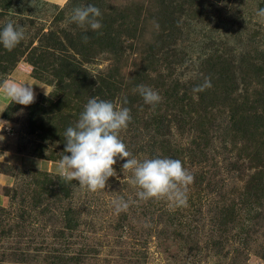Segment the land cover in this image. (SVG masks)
<instances>
[{
	"label": "rangeland",
	"instance_id": "obj_1",
	"mask_svg": "<svg viewBox=\"0 0 264 264\" xmlns=\"http://www.w3.org/2000/svg\"><path fill=\"white\" fill-rule=\"evenodd\" d=\"M75 3L76 6L98 7L102 14L98 18L102 25L100 29H106L105 33L113 40L107 42L103 33L91 35L86 42L76 37V51H79L74 55L76 66L91 76L118 73L116 80L128 86L132 82L128 79L137 77L159 94L160 103L164 97L157 89L156 75L166 76L167 81H176L180 94L177 92L174 96L183 97L182 104L179 101L178 105L187 104L190 93L202 98L200 104L197 102L187 112L200 111L205 104L209 105L206 107L213 110L209 115L213 121L211 129L207 128V141L196 140L197 134H194L189 119L193 116L189 113L184 115L186 118L179 128L169 126L166 136L177 159L194 177L191 184L180 186L187 197L186 204H178L167 195L140 199L137 196L140 189L132 183L133 171L122 170L126 161L119 157L113 166L116 175L107 180L105 189L93 192L87 187H74L78 182L59 174V165L52 163H59L65 148L64 137L60 139V125H67L64 123L67 117L71 118L69 123L78 117L72 107H67V101L78 102L76 90L72 89L70 94L56 90V82L50 75L41 72L40 66L29 65L27 59L33 57L30 53L34 52L29 46L22 55L0 46V83L20 62L29 66L35 75L43 73L42 80L51 83L47 96L45 92L35 94L31 105L22 106L10 101L3 108L0 120L8 121L10 129L0 132L5 137L0 141V148L32 156L36 151L52 165L49 172L44 162L34 163L37 170L0 166V171L10 176L3 190L6 202L0 206V264H48L44 260L48 252L76 258V250L82 245H89L96 252L81 264H230L234 246L227 247L228 255L222 251L214 254L205 247L206 239L212 237L209 233L212 231L211 206L217 201L214 195L217 191H228L222 195L227 200L246 201L239 194L247 175L252 172L240 174L238 169L244 161L237 157L238 141L231 143L230 137H223L225 132L220 129L232 113L226 109V103L231 99L236 100V104H230L231 110H239L233 112L237 120L245 116L250 121L264 123L262 109L256 105V109L249 108V104L264 103V67L258 65L259 70H253L255 82L247 94L238 89L235 94L226 95L232 86L226 83L224 89L217 83L215 58L220 52H228L233 59L242 52L255 58L264 51V17L258 15V11L264 9V0H67L60 6L39 0H0V29L9 21L27 26L25 38L19 44L22 48L29 42L38 47V40L50 43L48 35L44 41V33L54 34L62 40L59 36L66 37L81 29L67 23ZM178 8L183 9L182 15H177ZM187 12L188 15H184ZM88 30L90 33L96 31ZM66 44L63 41L60 48L65 57ZM211 67H214L213 72ZM142 72L148 73L149 77L144 78ZM208 72L214 77L208 78ZM65 84L68 87L74 85L66 80ZM120 86L110 84L108 88L112 91ZM209 91L216 93L215 97L205 98ZM55 95L59 97L58 102ZM107 95L111 94L107 92ZM113 95V99L106 101L116 105L122 96ZM238 95L248 98L246 105H242L241 98L236 99ZM164 103L157 116L161 115L160 121L165 126L168 119L172 123L176 121L172 117H163L165 107L167 111L172 109V100L168 98ZM134 134L124 127L118 138L127 147ZM141 139L136 137L138 141ZM132 157L141 161L148 158L144 152L132 154ZM121 198L128 207L117 211L116 205ZM254 215L251 211L245 217ZM243 220L240 218V222ZM257 221V232L251 236L243 256L236 257L237 264H264L254 255V252L264 251V217ZM64 225L69 230L63 231ZM59 231L63 234L59 235ZM192 246L195 250L188 251ZM14 253L26 255L27 259L18 263Z\"/></svg>",
	"mask_w": 264,
	"mask_h": 264
},
{
	"label": "trees",
	"instance_id": "obj_2",
	"mask_svg": "<svg viewBox=\"0 0 264 264\" xmlns=\"http://www.w3.org/2000/svg\"><path fill=\"white\" fill-rule=\"evenodd\" d=\"M75 6L76 3L73 5V7ZM177 11V15L183 14V9L178 8ZM184 15H188V12L184 13ZM179 17L180 16H177V18ZM83 30L84 29L81 28L80 30H77L78 32H75L72 35H67L66 37H63L62 35L59 36L62 38V40L56 37L54 34L44 33L42 34L44 41L46 40L45 36L48 35V41L50 43H44L43 41L38 40V47L32 46V42H29L27 45L23 46V48L22 45H19V43L12 49L13 52H19L20 55H22L24 54L25 49L29 46L31 51H34L30 53V55L33 57L27 59L29 65L34 68L40 66L41 72L50 75L56 82V90L62 92L66 91L67 94H70L69 92H71L72 89L76 90V99H78V102H76V104H72L71 102L67 101V107H72V110H74L78 117L72 119L70 123L69 121L71 118L67 117V120L64 121V123L67 125H60V139L64 137V132L66 131L67 127L74 126L78 121L79 115L83 111L84 105L87 103L86 100H88L90 97H99L102 100H108V98L113 99V94H116L117 97L122 96V98L119 99L120 101L117 102L116 106L127 107L130 109L131 120L127 124L126 129H130L133 133H135L132 136L133 141L130 140L127 145V150L131 154L134 155L136 153L139 154L144 152L147 153L148 158L167 157L171 159H177L178 155L175 154L176 151L172 148V145L166 135L168 133L170 124H172L174 128H179L178 126L183 125L182 120L186 118L184 115L187 113L193 116L189 119L192 122L194 134H197L195 139L198 141H207V128L209 127L211 129V122H213L209 115L212 114L213 110L208 108V104H205L208 107H201L200 111L191 110L187 112L190 110V108H193L197 102H199V104L201 103L202 98H200L196 93H190V97H188L190 100L187 102V104L178 105L179 101L182 104L183 101H181V99L183 97H178L177 95L174 96L175 93L178 92V89L175 86L176 81H167L166 76H162L158 73L156 75V81H158L157 89L163 92L164 101L166 102L168 98L172 100V109L167 111V107H165L163 117H172L175 118L176 121L172 123L168 119L166 120V125L164 126L160 121L162 119V117H160L161 115L159 114L157 116L160 111V107H163L165 104L164 101L162 103L158 102L155 104H146L137 91L139 85H144L140 80H137V77L134 80L128 79L132 81L128 86L124 82H119L116 80L115 77L118 73L113 72L112 75L108 73H102L97 76H91L88 74V72H86L85 69L76 66V59H74V55L79 53V51H76L78 46V44H76V37L85 41V36H98L99 34L103 33L104 36L107 37V42L109 39L113 41L110 35L105 33V31H107L106 29H98L94 33H90V30ZM63 41L67 43L65 51L66 57L61 55L60 48ZM0 46L3 47L2 44H0ZM3 49L6 50L4 47ZM168 52L170 53L171 51ZM221 53L222 52H220V54L215 58L218 65V72L216 73L219 77L217 83H219L222 88H224L226 83L232 86V88L229 89L230 91H226V95L229 93L230 95L235 94L238 89L242 91L243 94H247L249 88H251L252 84L255 82L252 73L253 70H259L258 65H262L264 67V51L259 52V55L255 58L250 56L248 57L247 53L244 52L238 53L237 57L234 59L228 54V52H226L227 54ZM169 56L171 57L170 54ZM210 70L213 72L214 67H211ZM43 73L42 75L41 73H37L35 75V72L32 70L33 77L38 80L43 79ZM142 74L144 78L149 77L148 73L142 72ZM207 74L209 76H207L208 78L214 77V75L211 76L212 74H210V72ZM65 80L71 82L74 85L69 87L66 86ZM211 82L213 83V80ZM110 84L113 86H121L120 88H115L111 91L108 88ZM210 91L208 96L206 95L205 98L215 97L216 93L211 94ZM103 92H105V96L103 95ZM107 92L111 95L108 96ZM178 93L180 94V91ZM50 97H53V94H50ZM240 98L242 105H246L248 98L245 95L243 97L238 95L236 99ZM56 99L58 102L59 97H56ZM258 101L256 100V103H258ZM227 102L226 109L232 113H230L231 116L228 115L226 117L227 123L222 129H220V132H225L223 137H230L231 143L238 141L237 143L239 146L236 152L237 157L244 161L242 164L244 166L241 165V167L238 169L240 174L243 172L252 173L247 175L249 178H246L241 194H239V196H241L242 199L244 198L246 201H241L240 199L239 201L237 200L238 202H233L231 200L225 199L223 196H225V193H228V191H217L216 194H214L217 197V201L215 203L212 201L213 204L211 206V209L213 210L210 219V227L212 228V231L209 233L212 237L206 239L207 244L205 247L207 248V251H213L214 254H220L222 251L223 254L228 255L229 253L227 247L234 246L235 248H232L230 252V264L233 262H235L234 264H237L236 257L239 255L243 256V250H248L251 236L257 232V220L264 217V123H260L261 120L250 121L249 118L247 119L245 116L240 117V121H242L240 122L234 115V113H238L239 110H231L230 108V104H236V100L231 99L230 102L229 100ZM212 103L213 101L211 104ZM255 105L258 106V108H261L264 112L263 102H259V104H249V108L256 109ZM166 112H169V114L166 115ZM57 116H59V114H57ZM201 117H203L202 120H200ZM62 119H65V116ZM237 133L238 136H236ZM136 137H141L142 141L136 140ZM239 142H241V144ZM195 145L197 144L195 143ZM36 146L37 148H40L39 145ZM34 157L45 160L47 159L40 157L36 151L34 152ZM231 166L234 167V165ZM251 211L255 213V215L251 218L245 217ZM240 218H244V220L240 222ZM78 221L79 216L78 213H76V222ZM62 230H69V227L64 225L62 226ZM62 234L63 233L59 231V235ZM179 236L182 237L183 235L179 234ZM189 250L194 251V246L189 247L188 251ZM95 252L96 250L93 247L89 245H82V248L76 250V258L73 255H66L64 253L55 254L53 252H48L46 253L44 260L48 264H81L84 259L89 258L91 255L95 254ZM254 255L264 261V251L259 253L254 252ZM14 256L16 262L18 263H23L27 259L26 255L14 253Z\"/></svg>",
	"mask_w": 264,
	"mask_h": 264
},
{
	"label": "clouds",
	"instance_id": "obj_3",
	"mask_svg": "<svg viewBox=\"0 0 264 264\" xmlns=\"http://www.w3.org/2000/svg\"><path fill=\"white\" fill-rule=\"evenodd\" d=\"M33 2V0H32ZM101 11L94 5H78L72 8L67 23L76 24L88 30H98L102 27ZM264 17V9L258 11ZM27 26L21 27L14 21L7 22L0 29V44L11 50L25 38ZM85 36L84 40L87 41ZM45 89V88H44ZM137 91L146 104L158 103L159 94L145 85H139ZM0 94L13 103L29 106L35 101L33 86L21 84L15 80L4 79L0 83ZM45 95L47 91L45 89ZM131 120L130 109L117 107L111 101L99 97H90L84 105L74 126L67 127L64 132V151L60 154L59 168L61 172L78 186L87 187L95 192L105 189L106 182L116 175L114 165L119 157L126 162L122 170H132V183L140 189L137 196L146 200L162 196L173 197L178 204H186L187 197L180 190L181 185H188L194 177L183 167L179 159L145 158L142 161L132 157L126 145L118 138L119 131ZM10 129L8 121L0 120V132ZM5 139L0 135V141ZM128 203L122 198L116 205V210L126 209Z\"/></svg>",
	"mask_w": 264,
	"mask_h": 264
},
{
	"label": "crops",
	"instance_id": "obj_4",
	"mask_svg": "<svg viewBox=\"0 0 264 264\" xmlns=\"http://www.w3.org/2000/svg\"><path fill=\"white\" fill-rule=\"evenodd\" d=\"M39 1L60 6L63 5L67 0H39ZM5 79L15 80L21 84L32 85L35 94L45 92V89L46 91H48V89L51 87V83H47L45 80H38L34 78L30 71L29 66L21 62L17 63L14 66V68L11 70L9 75L6 76ZM10 101L11 100H9L3 94H0V114L3 108L8 103H10ZM35 162H41V163L44 162L46 165V161L43 159H39L32 155H28L24 153H19L14 150L0 148V166L37 170L33 166ZM52 164L59 165V163L57 162H53ZM59 174L64 175L62 172H60ZM9 181H10V176L0 171V206L4 205L6 202V198L3 195V190L4 187L9 183Z\"/></svg>",
	"mask_w": 264,
	"mask_h": 264
},
{
	"label": "built area",
	"instance_id": "obj_5",
	"mask_svg": "<svg viewBox=\"0 0 264 264\" xmlns=\"http://www.w3.org/2000/svg\"><path fill=\"white\" fill-rule=\"evenodd\" d=\"M51 163L50 162H47L46 163V170L49 171L51 169Z\"/></svg>",
	"mask_w": 264,
	"mask_h": 264
}]
</instances>
